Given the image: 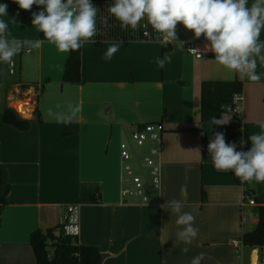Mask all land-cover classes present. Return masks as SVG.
Returning a JSON list of instances; mask_svg holds the SVG:
<instances>
[{
  "label": "crops",
  "instance_id": "crops-1",
  "mask_svg": "<svg viewBox=\"0 0 264 264\" xmlns=\"http://www.w3.org/2000/svg\"><path fill=\"white\" fill-rule=\"evenodd\" d=\"M252 2L249 0V5ZM0 3L8 6V16L0 19L8 22L10 38L41 41L35 48L37 58L31 60H37L40 67L38 92L32 80L8 85L3 107L14 110L19 101L13 100L15 95L21 100L33 92L41 121L35 113L22 117L31 121V129L23 132L4 124L0 110V164L10 186L0 227L1 264H37L31 246L33 235L58 228L67 208L81 204L84 186L98 187L100 193L98 203L81 205L77 241L96 247L102 264H190L198 255L200 264H253L259 248L244 247L242 237L259 222L256 210L264 207V182L238 184L231 171L214 168L207 150L209 140L223 132L231 143L235 120L231 116L223 126L202 122V84H242L240 121L249 138L264 130V75L251 81L220 65L215 54L205 50L208 43L195 38L182 23L177 24L178 41L143 39L139 31L121 27L107 12L109 3H95L100 10L98 34L94 43L82 47V84H65L63 74L70 52H59L32 25V12L43 10V6L33 5L28 11L14 0ZM260 41L264 42V28ZM113 42L118 43V51L106 60ZM191 45L199 50L201 59L188 53ZM166 48H170L165 53L172 59L161 68L156 61ZM256 71L264 74L259 61ZM68 104L81 108L71 124L58 123L48 115V109L64 111ZM157 123L165 129L162 190L145 182L149 202L125 203L120 146L137 129ZM140 159L144 161V152ZM244 195L257 206L243 207ZM173 199L182 201L183 211L195 217L199 233L191 244L176 238L182 226L177 225V215L171 210ZM184 247L189 248L187 254L181 251Z\"/></svg>",
  "mask_w": 264,
  "mask_h": 264
},
{
  "label": "clouds",
  "instance_id": "clouds-1",
  "mask_svg": "<svg viewBox=\"0 0 264 264\" xmlns=\"http://www.w3.org/2000/svg\"><path fill=\"white\" fill-rule=\"evenodd\" d=\"M23 10L31 11L32 6H43V10L32 12V25L43 33L44 39L54 44L59 52L79 51L86 42H95L98 34L97 16L99 9L91 0H14ZM7 4L0 3V17H6ZM107 12L114 16L123 29L129 27L139 31L145 20L151 25L157 40L167 37L177 40V24L194 33L195 38L203 34L208 44L205 50L215 54V61L227 69L234 70L251 81H259L261 73L256 71L258 61L264 65V42L260 41L264 28V0H113ZM107 22V17L104 18ZM8 22L0 19V63H11L13 58L24 51L25 45L38 48L41 41H21L10 38ZM113 42L105 53L110 60L118 51ZM199 51L198 49H189ZM171 55L165 53L157 58L163 68L171 63ZM57 105V108H60ZM228 107V106H222ZM81 111L80 106L68 104L64 111L48 115L56 122L69 125ZM231 111L229 107V112ZM231 116L223 113L220 119L210 118L216 126L227 125ZM264 129V125L261 126ZM251 147L237 151L235 143H228L223 132H216L207 145L211 162L217 171H231L242 183L264 182V130L249 136ZM244 141H241L243 146ZM199 153L200 150L196 149ZM148 198L146 197V200ZM177 215L176 223L182 226L176 233L178 241L191 244L199 229L194 227L195 217L183 211L184 203L173 199L169 202ZM71 225L65 227L68 235L75 233ZM166 242V241H165ZM187 254L189 248L181 249ZM202 257H194L190 264H200Z\"/></svg>",
  "mask_w": 264,
  "mask_h": 264
},
{
  "label": "trees",
  "instance_id": "trees-1",
  "mask_svg": "<svg viewBox=\"0 0 264 264\" xmlns=\"http://www.w3.org/2000/svg\"><path fill=\"white\" fill-rule=\"evenodd\" d=\"M95 3H113V0H91ZM99 44V43H97ZM170 48L164 49V53L168 52ZM82 48L79 51H72L65 64L63 74V83L80 86L82 84ZM243 86L240 82H204L202 84V108L201 117L203 123H210V118L215 116L220 119L222 114L225 113L224 107L232 102L233 97L242 93ZM38 116L39 122L40 115L38 110L34 115ZM2 122L19 129L20 131L27 132L31 129V121L22 118L17 112L11 108L5 107L2 113ZM68 130L64 133L68 135ZM241 141H244L241 146ZM231 143L236 144L237 151H247L251 147V141L242 130L241 121L234 122V131ZM236 182H242L236 177ZM10 191L8 177L5 169L0 164V227L4 208L8 204L7 197ZM98 187H83L81 196L82 204H96L99 198ZM204 195V194H203ZM259 222L255 229L250 233H245L242 237L244 247L257 249L264 248V207L256 210ZM56 229H49L46 231H37L33 235L31 246L35 253L37 264H102V255L96 247L82 246L78 241L73 238L64 237L62 231L57 236ZM59 240V245L55 248L52 257H50L49 242L55 239ZM1 257V251H0ZM1 264V260H0Z\"/></svg>",
  "mask_w": 264,
  "mask_h": 264
},
{
  "label": "built area",
  "instance_id": "built-area-1",
  "mask_svg": "<svg viewBox=\"0 0 264 264\" xmlns=\"http://www.w3.org/2000/svg\"><path fill=\"white\" fill-rule=\"evenodd\" d=\"M143 26L140 28L139 32L143 39L156 38V34L153 32L151 25L145 20ZM201 41L203 43H208L204 35H201ZM189 49H197L194 45L188 46V53L194 55L197 59H201L202 55L199 51H190ZM26 54H31L33 52L32 47H26L24 49ZM16 57V56H15ZM14 57V58H15ZM14 58L11 63H9V72L10 75H15L16 64L14 63ZM23 95V94H22ZM24 99L18 101L16 108L14 109L17 114L21 117H24L22 109L25 107L28 109L29 115L35 113V94L33 92H27ZM243 104L244 96L242 93L237 94L233 97L232 102H230L228 107H224L225 113L232 116L235 121H240L243 115ZM229 107L231 111L229 112ZM164 127L162 124H147L137 129L132 134V140L138 147L149 146V153L144 157V162L150 168L152 184L155 190H162V156L164 151ZM120 155H121V197L125 200V203L130 201H140L143 204L149 202V198L145 192V183L141 177H139L132 166V161L134 160V154L131 152V149L127 143H122L120 146ZM245 183H243L244 185ZM146 197L148 198L146 200ZM256 207L257 203L244 195L243 197V207ZM81 204L71 205L67 208L66 213L64 214L61 221V229L57 231V236L59 237L60 232L62 231L64 237H69L73 239H78L81 234ZM71 225L75 228V233L68 235L65 232V227ZM59 240L56 238L49 242V251L50 257H52L55 248L59 245ZM259 264V263H258ZM264 264V261L261 263Z\"/></svg>",
  "mask_w": 264,
  "mask_h": 264
},
{
  "label": "rangeland",
  "instance_id": "rangeland-1",
  "mask_svg": "<svg viewBox=\"0 0 264 264\" xmlns=\"http://www.w3.org/2000/svg\"><path fill=\"white\" fill-rule=\"evenodd\" d=\"M27 46H25L26 48ZM24 48V49H25ZM32 55L26 54L24 51H22L20 54H18L14 58V63L16 64L15 69V75L11 76L9 72V63H0V110H3L4 105L7 102V97L5 93V88L9 86H17V84H22L26 80H32L35 82L33 85L35 88V92H38L39 87H37V80L39 75V63L38 61H31L35 57L37 58V50L35 48ZM23 67V71L21 72V69ZM25 73V76H24ZM22 93H25V90L22 89ZM16 94V93H15ZM18 95V93H17ZM24 99V97H21ZM14 101H18L20 99L16 98V95L14 96ZM25 118H30V115H23ZM126 143L129 145L131 152L134 154V160L132 161V166L134 167L135 173L141 177L145 182L150 183L152 182L150 173V168L146 165L144 161L140 159V155L142 152H144V157L146 154L149 153V146L146 145L145 147L141 148L138 147L132 140L131 135L126 139ZM259 256H258V263L261 264L264 261V248H259L258 250ZM250 254V252H248Z\"/></svg>",
  "mask_w": 264,
  "mask_h": 264
},
{
  "label": "bare ground",
  "instance_id": "bare-ground-1",
  "mask_svg": "<svg viewBox=\"0 0 264 264\" xmlns=\"http://www.w3.org/2000/svg\"><path fill=\"white\" fill-rule=\"evenodd\" d=\"M22 113H24L25 115H29L28 109H26L25 107L22 109Z\"/></svg>",
  "mask_w": 264,
  "mask_h": 264
},
{
  "label": "water",
  "instance_id": "water-1",
  "mask_svg": "<svg viewBox=\"0 0 264 264\" xmlns=\"http://www.w3.org/2000/svg\"><path fill=\"white\" fill-rule=\"evenodd\" d=\"M253 264H258L257 253H255Z\"/></svg>",
  "mask_w": 264,
  "mask_h": 264
}]
</instances>
